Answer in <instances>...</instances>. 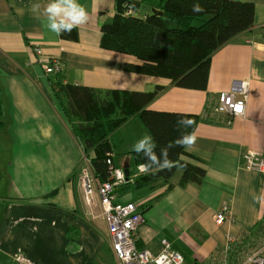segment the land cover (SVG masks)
<instances>
[{
  "label": "crops",
  "instance_id": "crops-1",
  "mask_svg": "<svg viewBox=\"0 0 264 264\" xmlns=\"http://www.w3.org/2000/svg\"><path fill=\"white\" fill-rule=\"evenodd\" d=\"M235 1L254 4V25L213 53L207 89L196 90L128 72L124 66L137 63L133 57L101 47V25L117 14V0H79L88 20L64 36L47 27L43 10L50 0H0V264H13L17 254L38 264H118L106 223L92 218L84 202L77 175L86 154L74 132L78 120L55 93L56 80L102 90L161 87L147 109L201 117L197 140L182 157L205 169L200 184H181L177 168L168 182L137 185L145 173L133 145L152 137L139 116L110 136L113 163L128 179L115 188L116 198L135 203L144 216L140 249L158 255L167 239L184 256L182 264H236L259 243L264 203L255 197L264 190V175L244 168L241 156L247 149L264 155V0ZM34 45L62 62L60 74H45ZM241 80L249 82L246 114L228 124L229 116L214 114V107L219 94ZM226 204L232 219L217 224Z\"/></svg>",
  "mask_w": 264,
  "mask_h": 264
},
{
  "label": "trees",
  "instance_id": "trees-1",
  "mask_svg": "<svg viewBox=\"0 0 264 264\" xmlns=\"http://www.w3.org/2000/svg\"><path fill=\"white\" fill-rule=\"evenodd\" d=\"M142 3L162 14H115L110 22L101 25V47L133 57L137 63H126V71L169 78L173 85L182 88L206 90L213 53L254 25L253 3L235 0H143ZM197 4L202 11L193 10ZM197 20L201 23L195 25ZM53 88L58 97L65 98L67 115L78 120L74 132L85 154L94 152L91 164L101 181L110 177L106 163V154L113 149L110 136L131 117L139 116L149 129L157 154L182 132L195 130L201 119L196 114L147 109L161 87L147 92L102 90L56 80ZM185 115L195 121L186 130L177 127V121ZM2 116L0 95V128L4 125ZM133 155L137 163L146 162L143 153L134 151ZM187 155L183 147H173L169 159L179 167L170 171L154 167L136 181L137 185L159 179L168 182L177 168L183 170L181 184H200L205 169L184 161L182 157Z\"/></svg>",
  "mask_w": 264,
  "mask_h": 264
},
{
  "label": "built area",
  "instance_id": "built-area-1",
  "mask_svg": "<svg viewBox=\"0 0 264 264\" xmlns=\"http://www.w3.org/2000/svg\"><path fill=\"white\" fill-rule=\"evenodd\" d=\"M132 14L134 13H127L126 16ZM261 48L264 51V42ZM34 53L45 74L58 75L63 70L62 62L57 58L47 56L41 46L34 45ZM248 92V81L235 82L229 90L219 94L217 104L214 107V114L228 115L230 118L228 124L231 123V119L245 116ZM106 155V163L110 173L108 180L101 181L95 175L91 164V157L94 156V152H92L90 155L84 156V166L82 165L80 168L77 181L81 187L89 215L94 219L103 220L107 225L108 237L118 264H182L184 256L173 250L167 239H162V251L158 255L137 246L138 232L144 222V216L137 209L135 203H122L117 200L115 188L127 183L128 179L124 170L113 163L112 152H107ZM241 159L244 168L264 175L263 154L253 149H247L242 153ZM231 219L228 204L223 206L215 216L217 224H222ZM260 234L261 239L258 243L260 246L256 247L242 262L237 264H264V223ZM13 264L38 263L23 254H17L13 257Z\"/></svg>",
  "mask_w": 264,
  "mask_h": 264
},
{
  "label": "clouds",
  "instance_id": "clouds-1",
  "mask_svg": "<svg viewBox=\"0 0 264 264\" xmlns=\"http://www.w3.org/2000/svg\"><path fill=\"white\" fill-rule=\"evenodd\" d=\"M39 5L34 6V11H38ZM194 11H202L197 4L193 7ZM47 18V27L53 33L62 36L63 33H71L74 28L88 20L86 8L79 3V0H50L43 10ZM195 121L187 118H181L177 121V127L182 129L192 128ZM197 136L195 131H184L175 141L169 142L161 148L159 154L156 152V145L151 136H144L133 145V150L137 153H143L146 162L138 165L141 173H149L152 168L160 170H171L173 167H179L169 159V150L173 147H183L189 150L195 144ZM264 203V190L259 197H255Z\"/></svg>",
  "mask_w": 264,
  "mask_h": 264
},
{
  "label": "water",
  "instance_id": "water-1",
  "mask_svg": "<svg viewBox=\"0 0 264 264\" xmlns=\"http://www.w3.org/2000/svg\"><path fill=\"white\" fill-rule=\"evenodd\" d=\"M153 13V14H162L161 11H158L155 7L130 0H117L116 13L117 14H127V13Z\"/></svg>",
  "mask_w": 264,
  "mask_h": 264
},
{
  "label": "rangeland",
  "instance_id": "rangeland-1",
  "mask_svg": "<svg viewBox=\"0 0 264 264\" xmlns=\"http://www.w3.org/2000/svg\"><path fill=\"white\" fill-rule=\"evenodd\" d=\"M201 23V21L200 20H197L196 21V23H195V25H198V24H200ZM143 127H144V125H142ZM144 128H146V127H144ZM147 130V129H146ZM83 166H84V164H83ZM82 167V166H81ZM258 246H260L259 244H257V245H255V246H252V248H251V250H248V249H246L243 253H242V259L241 260H237V262L235 261V263L237 264V263H240V262H242L243 260H244V258L248 255V254H250L251 253V251H254L255 249H256V247H258ZM194 263V260H192V259H187V261L184 263V264H193ZM197 264H207V263H205V262H199V263H197Z\"/></svg>",
  "mask_w": 264,
  "mask_h": 264
},
{
  "label": "bare ground",
  "instance_id": "bare-ground-1",
  "mask_svg": "<svg viewBox=\"0 0 264 264\" xmlns=\"http://www.w3.org/2000/svg\"><path fill=\"white\" fill-rule=\"evenodd\" d=\"M88 156V155H87Z\"/></svg>",
  "mask_w": 264,
  "mask_h": 264
}]
</instances>
